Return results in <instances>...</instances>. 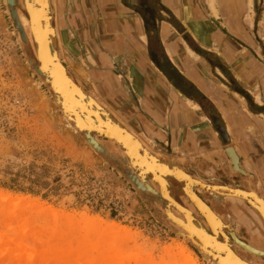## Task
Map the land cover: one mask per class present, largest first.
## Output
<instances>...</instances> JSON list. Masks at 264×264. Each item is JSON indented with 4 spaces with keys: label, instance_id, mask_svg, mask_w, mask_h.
<instances>
[{
    "label": "crops",
    "instance_id": "1",
    "mask_svg": "<svg viewBox=\"0 0 264 264\" xmlns=\"http://www.w3.org/2000/svg\"><path fill=\"white\" fill-rule=\"evenodd\" d=\"M53 6L63 65L150 151L240 189L223 175L230 147L264 198V14L253 0Z\"/></svg>",
    "mask_w": 264,
    "mask_h": 264
},
{
    "label": "rangeland",
    "instance_id": "2",
    "mask_svg": "<svg viewBox=\"0 0 264 264\" xmlns=\"http://www.w3.org/2000/svg\"><path fill=\"white\" fill-rule=\"evenodd\" d=\"M253 1L264 14V0ZM5 169L41 180L29 184L33 194L0 187V264H183L186 257L214 264L158 224L66 124L27 68L0 0V172ZM198 194L235 225L225 199Z\"/></svg>",
    "mask_w": 264,
    "mask_h": 264
},
{
    "label": "water",
    "instance_id": "3",
    "mask_svg": "<svg viewBox=\"0 0 264 264\" xmlns=\"http://www.w3.org/2000/svg\"><path fill=\"white\" fill-rule=\"evenodd\" d=\"M1 1L27 68L46 89L66 124L131 187L151 217L185 238L214 264H248L235 255L233 245L229 248L222 245L219 239H226L224 233H219L218 240L213 239L218 230L215 225L222 224L199 197V191L212 192L200 182L207 179L200 177L193 167L150 151L108 108L93 99L62 64L53 0ZM17 11L28 21L29 36ZM224 154L231 168L229 173L223 174L227 176L224 178L238 184L240 189L241 184L244 185V189L236 190V195L242 205L256 212L264 232V198L256 191L253 176L243 170L232 148H226ZM227 227L231 239L253 253L234 237V230ZM224 255L229 256V261L221 258ZM258 255L264 257V253Z\"/></svg>",
    "mask_w": 264,
    "mask_h": 264
},
{
    "label": "flooded vegetation",
    "instance_id": "4",
    "mask_svg": "<svg viewBox=\"0 0 264 264\" xmlns=\"http://www.w3.org/2000/svg\"><path fill=\"white\" fill-rule=\"evenodd\" d=\"M214 184H217L214 182ZM226 185L235 187L238 184L230 183L226 181ZM241 189L244 187L241 186ZM207 195L214 196L212 193H207ZM199 197L214 211L216 212V207L211 204V201L207 196ZM220 199H226L227 206L225 207L228 217L235 222L229 223L225 219L218 215L220 219L228 226L232 227L234 234L237 240L241 241L244 244H247L253 247L256 250L264 252V232L263 226L259 218L254 212H252L247 206L240 204H232L231 201L228 202L227 198L223 196H217ZM209 232V230H208ZM235 254L248 262L249 264H264V257L254 256L245 252L241 247L236 244H233Z\"/></svg>",
    "mask_w": 264,
    "mask_h": 264
},
{
    "label": "bare ground",
    "instance_id": "5",
    "mask_svg": "<svg viewBox=\"0 0 264 264\" xmlns=\"http://www.w3.org/2000/svg\"><path fill=\"white\" fill-rule=\"evenodd\" d=\"M15 1V0H14ZM17 1V0H16ZM17 13H18V16H19V18H20V22H21V24H22V26L24 27V30H25V32H26V34H27V36H29V29H28V27H29V24H28V21L25 19V17L19 12V11H17ZM22 16V17H21ZM23 19L25 20V22L26 23H24L23 22ZM26 24V25H25ZM27 26V27H26ZM63 64V63H62ZM94 99V98H93ZM202 184H204V185H207V186H209L210 188H209V190H211L212 192H210V193H215V194H218V195H222V196H226V197H231V198H235V199H238V200H240L241 201V199L240 198H238V196L236 195V190H240V189H229V188H227V187H224V186H222V187H218V186H212V185H208V184H205V183H203L202 181H200ZM190 211H192V209H189ZM215 215V214H214ZM216 216V215H215ZM217 217V216H216ZM217 219H219L218 217H217ZM220 220V219H219ZM220 222H221V224H222V226H220V225H215V221H211V223L213 224V225H215L217 228H215V229H218V230H216V233H215V236L213 237V239H216V240H218L217 239V237L219 236V233H224L227 237H226V239L225 240H222V239H219V241L222 243V245H225L226 247H228L229 248V246L230 245H233V244H236V242L235 241H233L232 239H231V235L229 234V232H228V230H227V226L220 220ZM178 228V227H177ZM179 230H180V228H178ZM223 229H225V230H223ZM208 233H210V232H208ZM211 234V233H210ZM233 235H234V233H233ZM212 237V236H211ZM234 237H235V235H234ZM236 238V237H235ZM239 241V240H238ZM241 242V241H240ZM237 245V244H236ZM247 245V244H246ZM248 247H250L249 245H247ZM240 247V246H239ZM252 250H250L249 249V251H252L253 253H251V252H248L247 250H245V249H243L244 251H246V252H248L249 254H251V255H254V256H260V255H258V254H260V253H264V252H262V251H259V250H256V249H254V248H252V247H250ZM248 249V248H247ZM257 251V252H256ZM235 253V252H234ZM219 255H221V254H219ZM236 255V254H235ZM237 256V255H236ZM238 257V256H237ZM261 257H263V256H261ZM221 258L226 262V261H229V256L228 255H224V256H221ZM241 259V258H240ZM244 261V260H243ZM246 262V261H245ZM247 263V262H246ZM183 264H195V262H193L189 257H186L184 260H183ZM249 264V263H248Z\"/></svg>",
    "mask_w": 264,
    "mask_h": 264
},
{
    "label": "trees",
    "instance_id": "6",
    "mask_svg": "<svg viewBox=\"0 0 264 264\" xmlns=\"http://www.w3.org/2000/svg\"><path fill=\"white\" fill-rule=\"evenodd\" d=\"M0 173V187L20 193L33 194V186H29V184L36 185L41 180L40 176L38 175H35L33 180H29L25 174L21 175L20 171L11 172L10 169H5Z\"/></svg>",
    "mask_w": 264,
    "mask_h": 264
}]
</instances>
